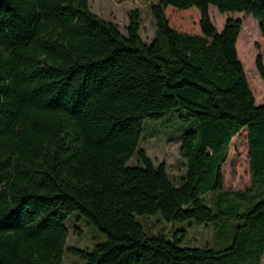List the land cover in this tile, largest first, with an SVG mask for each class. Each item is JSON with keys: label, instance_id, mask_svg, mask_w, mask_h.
<instances>
[{"label": "trees", "instance_id": "16d2710c", "mask_svg": "<svg viewBox=\"0 0 264 264\" xmlns=\"http://www.w3.org/2000/svg\"><path fill=\"white\" fill-rule=\"evenodd\" d=\"M243 12L264 39V0H159L155 33L138 12L122 34L88 0H0V264H260L264 255V105H256L236 43ZM195 8L200 34L172 29L165 9ZM258 48V46H256ZM255 69L264 86V63ZM178 113L180 183L139 148L143 120ZM244 131L250 184L224 190L222 169ZM136 153L139 165L127 166ZM78 211L105 236L90 252L66 247ZM159 214L170 235L144 232ZM213 231V246L186 244L177 224ZM162 223L161 221H156Z\"/></svg>", "mask_w": 264, "mask_h": 264}, {"label": "rangeland", "instance_id": "374dc122", "mask_svg": "<svg viewBox=\"0 0 264 264\" xmlns=\"http://www.w3.org/2000/svg\"><path fill=\"white\" fill-rule=\"evenodd\" d=\"M159 0H88L90 11L97 17L111 21L125 34V27L129 22V13L136 11L140 17V36L146 43L154 37L155 24L151 15V6ZM165 9L166 18L172 29L189 34H200V19L195 8L188 11ZM208 14L211 24L217 31H221L227 19L239 20L241 30L237 39L236 49L240 62L254 96L256 105H264V86L255 69L254 59L260 54L264 63V39L261 37L256 21L243 12L219 13L214 6H209ZM258 46V48H256ZM194 128L192 121L180 118L178 113H167L158 120H143L139 148L144 149L155 166L164 163L170 179L175 184L185 171V160L179 155V146L182 135ZM136 153L127 162V166H137ZM224 190H243L250 184L247 159V140L242 131L234 138L229 149V155L222 169ZM143 230L147 234L170 235L172 226L163 222L159 214L136 216ZM156 221H161L158 223ZM64 225L67 229L66 247H74L90 252L98 244L105 241V236L78 211H73L66 218ZM187 233L186 244L195 247L213 246V231L204 228L193 221L177 224ZM264 264V258L261 262ZM61 264H84V260L68 253H63Z\"/></svg>", "mask_w": 264, "mask_h": 264}, {"label": "crops", "instance_id": "0c3cea01", "mask_svg": "<svg viewBox=\"0 0 264 264\" xmlns=\"http://www.w3.org/2000/svg\"><path fill=\"white\" fill-rule=\"evenodd\" d=\"M236 44H237V43H236ZM263 258H264V255L262 256L261 262H262ZM260 264H262V263H260Z\"/></svg>", "mask_w": 264, "mask_h": 264}]
</instances>
